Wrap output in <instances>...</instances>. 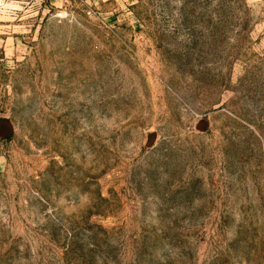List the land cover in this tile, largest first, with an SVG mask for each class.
I'll return each instance as SVG.
<instances>
[{
    "label": "rangeland",
    "instance_id": "obj_1",
    "mask_svg": "<svg viewBox=\"0 0 264 264\" xmlns=\"http://www.w3.org/2000/svg\"><path fill=\"white\" fill-rule=\"evenodd\" d=\"M0 264H264V0H0Z\"/></svg>",
    "mask_w": 264,
    "mask_h": 264
}]
</instances>
